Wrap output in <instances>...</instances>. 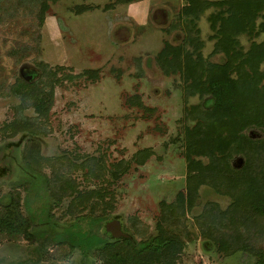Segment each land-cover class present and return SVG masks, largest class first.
<instances>
[{"label": "rangeland", "instance_id": "374dc122", "mask_svg": "<svg viewBox=\"0 0 264 264\" xmlns=\"http://www.w3.org/2000/svg\"><path fill=\"white\" fill-rule=\"evenodd\" d=\"M186 3L0 0V215L4 202L17 197L26 232L32 234L25 238L23 232L0 229V264H101L98 250L87 248L107 238L108 230L111 237L131 234L136 250L158 234L160 202L172 203L186 192L182 118L184 107L199 98H185L179 73L165 74L154 58L165 42L184 41L186 26L177 15ZM81 5L92 8L78 11ZM217 9L207 7L195 20L201 54L211 62L223 60L222 54H211L208 16ZM238 39L246 49L264 33ZM138 62L141 75H136ZM84 69L99 74L95 80L79 76ZM33 73L52 86L50 107L38 127L33 124L35 135L12 123L18 115L36 117L33 106L20 108L22 97L14 89ZM134 94L146 108L130 103ZM246 134L264 138L255 127ZM123 168L117 180L110 177L108 170ZM63 186L84 193L103 188L104 203L97 199L88 211L86 201L80 205ZM217 187L201 184L191 204L183 197L188 206L182 223L170 226L183 242L173 264H251L264 250V218L248 220L244 227L235 222V242L223 229L226 244L208 243L210 235L202 231L209 220L201 212L213 206L225 211L232 202L231 189ZM90 227L100 236L89 237ZM239 238L251 245L231 247Z\"/></svg>", "mask_w": 264, "mask_h": 264}, {"label": "trees", "instance_id": "16d2710c", "mask_svg": "<svg viewBox=\"0 0 264 264\" xmlns=\"http://www.w3.org/2000/svg\"><path fill=\"white\" fill-rule=\"evenodd\" d=\"M116 1L130 3L134 0ZM113 5L108 4L105 8ZM210 6L218 7L208 19L213 31L211 38L214 39L211 54H222L220 62L209 61L200 51L203 40L195 20ZM91 8L90 5H81L78 11ZM258 17L262 19L258 21ZM177 18L186 26L184 41L182 44L165 42L154 60L165 74L179 73L185 98L194 95L199 98L197 103L184 107L182 118L186 192L185 195L179 194L172 203L160 202L163 214L157 221L158 234L150 241H142L139 250H136L131 234L123 232L111 237L107 222L108 237L92 242L88 246L91 248H87L98 250L101 264H173L181 253L183 242L170 226L175 228L182 223L181 217L185 216L188 206H185L183 197L191 204L201 184L230 188L228 193L232 196L230 207L225 211L213 206L201 212L209 220L202 231L204 235H207L206 232L210 235L209 244L217 241L227 243V239L221 236L223 229L232 232L228 234L231 239L238 236L235 222H241L244 227L248 220L264 218V138L254 139L246 134V129L250 127L264 133V67H260L264 62V39L251 41L246 49L238 39L241 34L257 37L264 33V0H187ZM137 68L136 75H141L139 62ZM98 74V69H84L78 75L95 80ZM26 75L17 81L14 89L22 97L20 108L31 105L37 114L31 118L18 115L12 123L21 131L35 135L39 119L45 117L50 107L52 86H49L50 82L37 81L35 73L32 78ZM129 101L146 108L137 94L130 96ZM35 123L36 128L33 127ZM239 157L243 159V164L236 168L233 163ZM202 158H206L207 162ZM124 171V168L118 171L111 169L108 173L113 180H117ZM95 176L99 178V175ZM63 187L68 189V195L77 197L80 205L86 201L88 211L94 209L97 199L101 205L104 203L103 188H86L84 193L76 187ZM5 202L1 206L0 229L5 228L12 235L23 232L25 238L32 237L26 232V219L18 210V198L10 196ZM89 221L94 219L89 218ZM87 231L91 235L94 233L89 237L100 236L91 227ZM236 242L231 247L251 245L246 238H239ZM251 264H264V250L257 251Z\"/></svg>", "mask_w": 264, "mask_h": 264}, {"label": "water", "instance_id": "95a60500", "mask_svg": "<svg viewBox=\"0 0 264 264\" xmlns=\"http://www.w3.org/2000/svg\"><path fill=\"white\" fill-rule=\"evenodd\" d=\"M29 77H31V76H29ZM29 77H28V78H29ZM242 164H243V159H242L241 157H239V158H237V159L234 161L233 166L236 167V168H239V167L242 166ZM108 227L111 228V224H109Z\"/></svg>", "mask_w": 264, "mask_h": 264}]
</instances>
